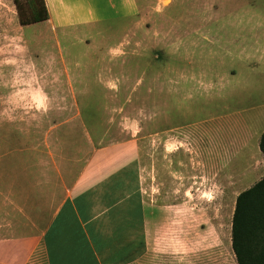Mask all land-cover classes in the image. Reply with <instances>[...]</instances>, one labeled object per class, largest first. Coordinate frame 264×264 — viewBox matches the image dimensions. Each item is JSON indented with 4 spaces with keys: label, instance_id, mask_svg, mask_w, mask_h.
Returning <instances> with one entry per match:
<instances>
[{
    "label": "rangeland",
    "instance_id": "374dc122",
    "mask_svg": "<svg viewBox=\"0 0 264 264\" xmlns=\"http://www.w3.org/2000/svg\"><path fill=\"white\" fill-rule=\"evenodd\" d=\"M49 1L58 15L23 27L14 0H0V237L24 230L13 194L37 199L39 183L71 184L127 144L148 210L141 264H237L236 201L264 178V0L210 11L226 55H201L192 32L158 41L155 25L103 0ZM195 11L174 1L162 15L189 32Z\"/></svg>",
    "mask_w": 264,
    "mask_h": 264
},
{
    "label": "crops",
    "instance_id": "0c3cea01",
    "mask_svg": "<svg viewBox=\"0 0 264 264\" xmlns=\"http://www.w3.org/2000/svg\"><path fill=\"white\" fill-rule=\"evenodd\" d=\"M103 1L121 7L124 19L129 18L127 10L132 9L135 23L155 25L150 32H155L158 41L188 37L192 32L201 38V55L230 53L212 41L213 19L209 13L219 0H149L145 14L140 11L139 0ZM174 1L196 8L186 20L189 32L177 29L173 19L162 15ZM46 4L49 16H57L54 4L49 0ZM71 12L78 16L74 8ZM100 153L108 157L98 162L87 160L85 169L71 184L50 179L38 184L37 199L17 193L11 196L15 205L12 211H18L19 221L25 224L23 233L0 237V264H29L38 253H42L46 264H141L148 210L139 188V151L118 144L96 155ZM58 189H62L60 194Z\"/></svg>",
    "mask_w": 264,
    "mask_h": 264
},
{
    "label": "trees",
    "instance_id": "16d2710c",
    "mask_svg": "<svg viewBox=\"0 0 264 264\" xmlns=\"http://www.w3.org/2000/svg\"><path fill=\"white\" fill-rule=\"evenodd\" d=\"M14 3L23 27L49 20L46 0H14ZM259 148L264 159V132ZM232 248L237 264H264V178L237 198Z\"/></svg>",
    "mask_w": 264,
    "mask_h": 264
}]
</instances>
